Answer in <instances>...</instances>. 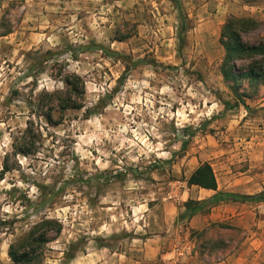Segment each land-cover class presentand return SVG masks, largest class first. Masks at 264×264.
Listing matches in <instances>:
<instances>
[{"label": "rangeland", "instance_id": "374dc122", "mask_svg": "<svg viewBox=\"0 0 264 264\" xmlns=\"http://www.w3.org/2000/svg\"><path fill=\"white\" fill-rule=\"evenodd\" d=\"M230 16L258 20L242 40L264 42V0H0V264H16L12 244L22 264H147L167 213L182 226L184 202L211 193L186 181L203 161L221 191L264 190V81L241 79L237 96L225 80ZM72 74L83 108L48 124L35 105ZM30 119L41 139L16 155ZM244 207L239 226L192 234L199 256L264 243V202Z\"/></svg>", "mask_w": 264, "mask_h": 264}, {"label": "trees", "instance_id": "16d2710c", "mask_svg": "<svg viewBox=\"0 0 264 264\" xmlns=\"http://www.w3.org/2000/svg\"><path fill=\"white\" fill-rule=\"evenodd\" d=\"M259 25L254 18H240L230 16L223 24L220 42L225 49L222 63V73L227 81H233L231 89L237 96H241V79L250 82L264 81V42L259 44H247L242 40V33L249 32ZM239 60H249L250 65L244 72L238 69ZM63 82L66 90L45 92L35 105L33 112L43 115L48 124L59 125L64 120V114L70 109L83 108V98L86 92L85 82L78 74L67 75ZM45 110V111H44ZM35 113V114H36ZM42 133L40 126L30 119L24 131L13 139V153L24 156L35 152V143L39 142ZM6 162L3 167L4 174L10 171ZM188 186H196L206 190L215 191V194L205 200L188 199L184 202L187 210L188 221L197 212H209L211 208L223 202H264V190L256 194H241L219 189V182L212 164L208 161L200 162L187 178ZM47 222V221H44ZM49 222V221H48ZM31 237L34 239L33 233ZM12 244L9 250L10 257L16 264L30 261L26 252H20Z\"/></svg>", "mask_w": 264, "mask_h": 264}, {"label": "crops", "instance_id": "0c3cea01", "mask_svg": "<svg viewBox=\"0 0 264 264\" xmlns=\"http://www.w3.org/2000/svg\"><path fill=\"white\" fill-rule=\"evenodd\" d=\"M221 23L223 24L224 20ZM201 190L211 193L204 199L195 200H205L215 194L212 190L202 188ZM245 205L246 202H223L211 208L209 212L195 213L182 226L178 219V209L170 210L160 230L145 239L141 249V259L147 264H256L255 257L262 262L264 243H256L254 245L256 251L252 246H242L240 243L218 245L209 248L201 256L195 251L196 241L192 238L195 231L225 220H230L233 225L239 226L243 216L252 212L244 211ZM245 253L255 254V257L252 258L251 254L245 256Z\"/></svg>", "mask_w": 264, "mask_h": 264}, {"label": "built area", "instance_id": "2783aa9c", "mask_svg": "<svg viewBox=\"0 0 264 264\" xmlns=\"http://www.w3.org/2000/svg\"><path fill=\"white\" fill-rule=\"evenodd\" d=\"M178 264V263H177Z\"/></svg>", "mask_w": 264, "mask_h": 264}]
</instances>
